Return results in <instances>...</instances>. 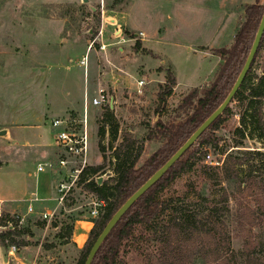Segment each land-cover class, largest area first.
<instances>
[{"label":"rangeland","instance_id":"374dc122","mask_svg":"<svg viewBox=\"0 0 264 264\" xmlns=\"http://www.w3.org/2000/svg\"><path fill=\"white\" fill-rule=\"evenodd\" d=\"M206 1L209 4L225 5L228 0ZM254 1L232 0L223 28L207 40L209 46L201 50L203 53L196 50L194 52L190 46L187 48L167 44L155 45L158 58L172 64L177 83V90L167 98L164 109L159 111L160 109L156 110V91L159 84L157 81L147 83L141 95H136L135 91H132L135 90L136 80L140 78L135 71H130L129 75H126L128 86L125 82L116 81L120 78L118 74L120 58H129L127 59L129 68L137 71L141 66L144 67L143 58H150L147 59L149 66L160 64V60L154 59V55L144 49L141 50L140 44L135 48L134 41H119L113 35L101 36L103 0H0V125L27 123V126H24L28 128L26 132L29 136H26V140L32 146L39 144L47 147V150H52L55 146L54 129L49 127V119L63 113L76 120L81 119L85 101L89 140L88 164H100L103 162L102 156L106 157L104 168L97 173L98 178L104 180L112 176L110 162L113 161L115 148L125 137L134 140L132 154L141 146L136 163L138 167L164 144V138L153 137L156 121L170 120L173 124H177L184 120L185 112L183 110L176 112L174 109L192 89L197 88L199 96L200 88L206 87L212 80L220 61V59L216 60L218 56L214 55L212 50L232 43L236 30L244 22V6ZM257 2L262 6L263 12L264 0ZM105 3L106 0L104 5ZM208 16L209 22L210 17L213 16ZM208 34L201 33L198 42H204ZM102 38L113 45L102 48ZM118 47L123 51H118ZM82 58L86 59L85 64L80 63ZM110 65L111 70H109ZM263 70L264 34L255 54L252 72L261 75ZM154 71L159 73L162 67ZM96 72L101 79L107 75V72L110 74L109 81L100 85L107 92L109 100L99 107L91 104L92 97L97 95L99 89L94 81L97 79ZM180 90L186 91L179 93ZM49 100L51 105H56L55 110L45 109L44 102ZM106 109L113 113L117 132L115 139L110 143L109 128L106 129L102 141L104 151H101L98 147L96 131L104 120L103 114ZM231 110L232 116L221 127L210 131L221 138L218 145L206 146L202 152L203 155L210 153L212 160L221 162L226 157L225 153L240 158L242 165L239 170L250 169L255 187L251 190H240L236 179L217 183L204 178L205 175H215L212 170L206 168L208 164L205 163V159H201L193 171L178 177L160 196L165 200L179 198L180 200L173 202L172 205L175 204V208L190 210L195 214H202L210 208H221L224 211L225 216L222 217L229 249L219 251L217 255L220 258L224 256L230 259L228 263H222L221 259H218L213 264H243L241 251L249 238L259 242L256 249L257 256H264V155L250 159L251 157L247 158L244 153L246 150H260L264 153V139L261 142L254 137H248L242 140V146L233 147L234 142L239 140L235 128L238 127L242 107L237 102H233ZM262 117L264 123V99ZM43 121L45 124H41ZM33 124L41 126L40 139ZM23 141L24 138L20 139V137L12 139L0 137V151L4 155L0 178L12 170L10 167L16 166L15 159L9 156V146H20ZM222 150L224 154L221 153ZM55 158L56 156L52 160L54 161ZM37 159L33 157L31 161H27V167L33 173ZM45 161L46 159L39 160L41 163ZM39 174L45 178L42 183L48 191L40 196L41 199L36 197L38 201L32 202V206L44 204L45 208H52L56 202L55 198L58 197L56 183L59 178L47 167ZM242 175L243 171H240L238 180ZM34 176L35 174L32 180L35 179ZM258 187L263 188L262 196L257 193ZM224 194L227 195L226 199ZM93 198H95L93 195L82 190L79 185H75L58 205L53 217L28 219V232L25 234L27 238L18 235L14 240L19 244L5 248L2 246L0 264L3 259L8 260L9 251L14 255L20 253L18 256L29 255L38 264H61L59 247L63 238L57 236L60 225L53 227L51 224L54 220L71 222L78 218L89 210ZM101 209L100 213L103 212ZM166 220L167 218L162 216L152 227H137L132 238L122 246L120 252L122 264H165L161 257L162 243L159 236ZM43 222L44 225H41ZM21 240L26 244L21 245ZM20 251L24 253L21 254ZM70 256L76 260L78 254ZM182 258V261H187L185 256ZM12 263L9 260L7 264ZM194 264L207 263L197 259Z\"/></svg>","mask_w":264,"mask_h":264},{"label":"trees","instance_id":"16d2710c","mask_svg":"<svg viewBox=\"0 0 264 264\" xmlns=\"http://www.w3.org/2000/svg\"><path fill=\"white\" fill-rule=\"evenodd\" d=\"M261 12L262 6L258 4L257 0L244 6V22L236 30L232 43L229 46L212 50L213 54L220 59L212 80L206 87L200 88L199 96L197 95L198 89L194 88L180 100L174 109L176 112L180 110L185 112V118L180 123L173 124L170 120L162 122L160 119L156 121L153 137L164 138V144L145 159L140 166L136 167V163L140 156L141 146L132 154L134 140L125 137L115 148L113 161L110 162L112 176L101 180V182L96 180L97 173L104 168L105 156H102V163L87 165L83 168L77 185L95 198L103 200L104 206L102 207L103 212L93 220V226L84 246L78 253L75 264L84 263L95 238L114 211L174 153L226 97L247 56ZM129 37L133 38V35L130 34ZM138 45L139 42L135 41L134 47L138 48ZM197 48L199 50L207 49L206 46ZM254 62L255 57L241 85L222 114L212 122L166 173L130 206L105 238L91 264H122L120 259L122 246L132 238L134 230L137 227H152L162 216L167 218L159 236L162 243L161 257L165 264H194L197 259H202L207 264H213L218 259H221L222 263L229 262V257L220 258L217 255L219 251H228L229 249L223 219L225 213L221 208H210L202 214H195L190 210L175 208L176 205H172V203L179 201V198L165 200L160 196L172 182L181 175L193 171L196 164L204 159L205 153L203 155L202 152L204 147L218 145L221 138L210 131L221 127L232 116L231 104L233 102H237L242 107L239 124L235 128L239 140L234 142L233 147L242 146V140L248 137H254L263 142L264 70L261 75L254 74L252 72ZM175 84L174 73L170 69H166L165 81L159 86L156 93V110L164 109L166 100L173 93ZM103 115L104 120L96 131L98 147L101 151H104L102 141L106 129L109 128L110 143H112V139H115L117 132V124L112 111L106 109ZM221 153L224 154V150ZM244 153L247 158L251 157L250 159L264 155L260 150H246ZM225 156L221 165H207L206 168L212 170L215 176L205 175L203 177L217 183L236 179L240 190H251L255 187L250 169L239 170L242 160L231 156L230 153H225ZM217 169L220 171H216ZM240 171H243V175L238 180ZM257 193L262 196L263 188L258 187ZM223 196L226 199L227 195ZM3 216L7 217L8 214L3 213ZM73 220L71 222L55 220L52 222L53 227L60 225L57 236L63 238L61 243L68 241ZM41 225H44V222ZM12 226L13 229L7 228L0 233V244L4 248L19 244L15 242L14 238L18 235L24 237L28 232L24 228H17L15 224ZM20 244L25 245L26 242L21 240ZM258 245L259 242L253 239L247 240L241 251L243 264H264V256H257L256 253ZM183 256L186 257V262L182 261ZM209 257L213 258L209 259Z\"/></svg>","mask_w":264,"mask_h":264},{"label":"crops","instance_id":"0c3cea01","mask_svg":"<svg viewBox=\"0 0 264 264\" xmlns=\"http://www.w3.org/2000/svg\"><path fill=\"white\" fill-rule=\"evenodd\" d=\"M231 2L232 0H228L225 2V5L223 3L218 5V3L209 4L206 0H106L104 5L103 0L100 27L101 36L108 37L109 35H113L115 38H118L119 41H134V43L138 41L141 50L144 49L149 52V54L154 55V59L160 60V64L149 66L147 64V59L150 58H143L144 67L141 66L139 71H137L129 68V61L127 62L129 58H120V66L118 68L120 78L116 81L125 82L127 84L126 75H129L130 71H135V73H138L140 76L135 82V90H132L135 91L136 95H141L142 93L138 94L136 91L141 88L143 92V87L152 81H157V83H159L157 85L159 89V86L165 81V70L170 69L174 73V69L171 63L162 60V58H158L159 55L156 54L155 45L167 44L174 47L185 46L187 48L190 46L191 50L194 52L195 50L202 52L198 50L197 47L209 46L206 43L207 40L213 35H216L217 32L223 28L225 16L230 11ZM92 9L95 8L92 7ZM208 15L213 16L210 17L209 22L207 21L209 19ZM201 33H209L204 42H198V38L202 36ZM130 34L133 35V38L129 37ZM101 40L102 48L113 45L103 40V38ZM104 41L106 43H104ZM89 45L90 44H88V46ZM110 49L111 51L113 50L112 47ZM118 51L123 50L121 47H118ZM216 60H219V57L216 58ZM160 67H162V71L155 73L154 70ZM109 70H111V65L109 66ZM98 76V72H96L97 79L94 81L100 88L101 83L109 81L110 74L107 72V75L102 79ZM103 79L105 81H103ZM138 81H143L141 87L138 85ZM158 89L156 92H158ZM176 90L177 83L173 88V92ZM183 91L186 90H180L179 93ZM44 105L46 110H49V108L55 110L57 108L56 105H51V100L45 101ZM63 116H65L64 113L60 116L51 117L48 121L49 127L52 128L50 125L52 119ZM41 124H45V122L43 121ZM33 125H35V129L38 131V139H40L42 136L39 130L41 126L40 124ZM24 126H27V123L19 125H0V131L4 130V134L0 135V137L3 136L9 139L18 137H20V139L24 138L22 145L9 146V156L15 159L16 166L10 167L12 170L8 171L7 175L3 176V178H0V210L5 214L21 217L23 219L21 228L28 231V219L34 217L41 218V214L53 212L58 207L56 202L52 208H45L44 204H35V207L32 206L33 212L27 213V200L34 197L41 199L40 196L48 191V189L44 188L42 183L45 178L41 176L36 169L34 173L29 170L27 167L28 162L31 161L33 157L38 158L36 166L41 163L39 162L40 159L52 161L56 156L57 149L56 146H54L52 150H47V147L45 148L39 144L32 146V144L26 140V136L29 135L26 132L28 128ZM43 148H45V150ZM32 154L35 156H31ZM3 160L4 155L0 151V168ZM33 174H35L34 180L31 179ZM92 226L93 219L88 212L79 215L78 218L73 220L68 241L61 243L59 247L61 264H75L76 260L70 255H77L79 253L88 238ZM0 251L2 252L1 244ZM20 252L21 254L24 253L23 251ZM18 254L20 253L14 255L9 251L8 256L10 258V256L13 255L12 258H8L7 261L3 259L2 264H7L9 260L13 262L12 264H38L29 255L28 257H24L22 256L23 254L21 256H18Z\"/></svg>","mask_w":264,"mask_h":264},{"label":"built area","instance_id":"2783aa9c","mask_svg":"<svg viewBox=\"0 0 264 264\" xmlns=\"http://www.w3.org/2000/svg\"><path fill=\"white\" fill-rule=\"evenodd\" d=\"M86 59L82 58L80 63L85 64ZM141 87L143 81H138ZM138 94L142 93L141 88L136 91ZM109 96L104 88L97 90V95L92 97L91 104L93 106H102L107 103ZM51 127L54 129V142L57 149L55 160L39 163L36 166V171L41 172L45 167L50 169L54 176H58L57 193L58 197L55 198L56 203L59 205L68 192L77 185L79 175L83 168L88 164V123H87V104L84 101L83 113L81 119H75L70 116L54 118L50 122ZM205 163L211 166L221 165L220 160H212L210 153H205ZM97 182L99 178L96 177ZM38 201L36 197L28 199L27 213L33 212L32 202ZM90 208L87 211L90 217L94 220L100 214V209L104 206V201L93 198L90 202ZM55 211L50 213L41 214V219L53 217ZM23 219L16 215L3 216L0 210V233L7 228L13 229V224L17 228H21ZM15 222V223H14Z\"/></svg>","mask_w":264,"mask_h":264},{"label":"water","instance_id":"95a60500","mask_svg":"<svg viewBox=\"0 0 264 264\" xmlns=\"http://www.w3.org/2000/svg\"><path fill=\"white\" fill-rule=\"evenodd\" d=\"M86 1V0H83ZM264 34V9L259 20L256 32L254 34L251 46L247 53V56L243 62V65L231 86L226 97L220 103V105L189 135V137L174 151L173 154L157 169L155 170L110 216L108 221L103 226L102 230L95 238L93 244L91 245L87 256L83 264H91L94 256L96 255L99 247L108 236L110 231L124 215V213L130 208V206L144 193L146 192L153 184H155L165 173L166 171L182 156V154L197 140V138L219 117L224 109L228 106L232 100L234 94L241 85L245 75L247 74L251 63L255 57V54L258 50L260 41ZM4 134V130L0 131V135ZM101 181V178H99Z\"/></svg>","mask_w":264,"mask_h":264}]
</instances>
